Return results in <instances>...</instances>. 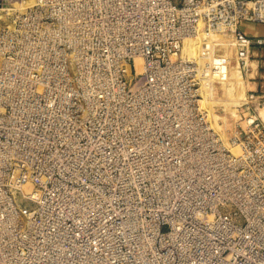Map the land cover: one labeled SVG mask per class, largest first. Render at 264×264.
Returning a JSON list of instances; mask_svg holds the SVG:
<instances>
[{
	"label": "built area",
	"instance_id": "1",
	"mask_svg": "<svg viewBox=\"0 0 264 264\" xmlns=\"http://www.w3.org/2000/svg\"><path fill=\"white\" fill-rule=\"evenodd\" d=\"M66 1L38 4L92 36L80 75L0 109V264H264V123L227 138L180 55L203 29L247 44L264 0Z\"/></svg>",
	"mask_w": 264,
	"mask_h": 264
},
{
	"label": "rangeland",
	"instance_id": "2",
	"mask_svg": "<svg viewBox=\"0 0 264 264\" xmlns=\"http://www.w3.org/2000/svg\"><path fill=\"white\" fill-rule=\"evenodd\" d=\"M17 1H24V4ZM29 1L0 0V109L6 111L29 101L35 86L43 87L48 79L80 75L81 49L83 43L89 45L92 38L77 19L47 18L46 9L38 4L39 0ZM76 1L63 2L61 9L71 12ZM83 32L86 34L81 38ZM215 36L214 60H204L203 72L219 88L211 93L205 85L203 91L213 99L217 125L227 129L226 135L230 138L240 125L246 123L245 119L250 114L261 116L264 123V38L255 39L249 35L248 39L254 41L244 45L241 59H237L238 55L233 59L236 57L233 53L228 61L224 55L227 51L232 55L233 51L228 47L238 41L222 34ZM253 59L259 60V69L251 68ZM236 67L241 70L242 83L233 78ZM251 93L258 97L251 100ZM235 110L238 116H233Z\"/></svg>",
	"mask_w": 264,
	"mask_h": 264
},
{
	"label": "bare ground",
	"instance_id": "3",
	"mask_svg": "<svg viewBox=\"0 0 264 264\" xmlns=\"http://www.w3.org/2000/svg\"><path fill=\"white\" fill-rule=\"evenodd\" d=\"M22 3L24 4L22 1H17L16 3ZM29 2H35V0H30ZM21 4V5H22ZM27 5H29L27 3ZM30 6V5H29ZM20 8V7H19ZM235 25V24H234ZM226 35L229 37H233L234 39L237 40L235 33L232 31H226V32H220V31H206L205 29L201 30L200 32L194 34V35H189L186 36L183 40L182 43V52H181V56L183 57V59L192 61L197 63L198 66H200V68L203 70L204 68V60L206 59H210V61H212V59L214 60V48L216 41V36L215 35ZM235 36V37H234ZM238 41V40H237ZM254 41V39H248V42ZM230 45H232L231 47H228L230 50H232V55L231 52L225 53L224 55V59L226 60H230L233 57V53L237 58V59H241V51L244 49V44L240 45L238 42H236L234 44V42H232ZM230 56V58H229ZM136 66H137V70L139 72H143L145 70V62H144V58L141 55H136ZM212 63V62H211ZM239 64L242 65L239 61ZM259 61L257 59H253L252 63L250 64L252 69H258L259 68ZM253 73V72H252ZM253 75H255V73H253ZM233 78L236 82L238 83H242L243 82V76L241 75V70L239 68H235L234 69V75ZM204 84V85H203ZM207 85V88L209 89V91L211 93H214L218 91V85H216L214 82L212 83L210 79H208L207 77L204 76V72H203V76H202V84L200 87V94L201 97L199 99V103H200V107L205 109L206 112L208 113V118L210 119V121L214 124L215 127H217L219 130H221V132L228 138V135H226V131L227 129L224 130V128L221 127V125H217V113L214 110L213 107V103H212V98L209 94L206 95V92L204 93L203 91V86ZM209 93V92H208ZM245 98V97H244ZM238 116V111L235 110L233 113V116ZM261 117V116H260ZM216 122V123H215ZM228 124H231L230 122H228ZM22 198V197H21Z\"/></svg>",
	"mask_w": 264,
	"mask_h": 264
},
{
	"label": "crops",
	"instance_id": "4",
	"mask_svg": "<svg viewBox=\"0 0 264 264\" xmlns=\"http://www.w3.org/2000/svg\"><path fill=\"white\" fill-rule=\"evenodd\" d=\"M243 26H244L246 32L252 38H255V39H258L261 37L264 38V23H249L248 22V23H245ZM259 64H260V62H259ZM259 67H260V65H259ZM261 84H263V81L261 82Z\"/></svg>",
	"mask_w": 264,
	"mask_h": 264
}]
</instances>
